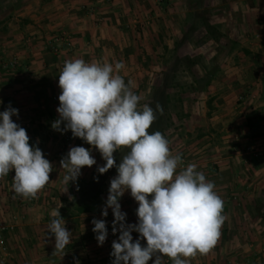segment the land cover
I'll use <instances>...</instances> for the list:
<instances>
[{
  "label": "rangeland",
  "instance_id": "374dc122",
  "mask_svg": "<svg viewBox=\"0 0 264 264\" xmlns=\"http://www.w3.org/2000/svg\"><path fill=\"white\" fill-rule=\"evenodd\" d=\"M32 1L0 0V80H2L0 82L4 83L5 80L19 85L22 83V78L24 81L29 82H27L29 84L28 88L20 89V86H18L19 88L7 92V97L3 98L5 93L0 95V100L3 102L0 103V112L4 111L9 103L13 108L18 109V117L13 116L12 119L26 129L30 137V144L37 145L43 151L45 157L53 164L54 170L50 173V182L37 194L36 198H23L14 193L12 188V180L15 175L14 170L10 171L7 178L0 183V223L12 227L9 233L3 235L2 246L5 250L0 247V264H30L29 261L31 259H39L38 262L35 261L36 263L34 262L33 264H39L42 261L41 264H55L54 258L56 255L60 256L59 258H63L62 261H58L59 263L72 264L70 261L77 257V251L82 250V240L87 241L88 239L92 240L94 246L88 249V255L92 259V264H97V262L102 260L107 261L108 264H112L113 257L110 255L112 251L111 245L114 240H118L119 232L115 235L112 232L114 216L111 208L108 209L107 217L102 216V209L108 196L110 180L117 175L116 168L113 167L107 173L100 174L97 169L106 162L102 159L98 150L92 149L91 154L96 159L97 164L91 168L84 167L75 183L70 182L69 185H65L63 183L65 173L60 168L61 158L67 154L72 146H83L85 148H90L91 146L80 138H73L71 131L62 134L60 131L53 130L51 126L59 118L56 111L59 107L58 96L61 93L58 80L60 71L64 66L61 60L59 62L56 60V56L73 52L74 45L72 38L65 31H59L58 33L50 32L48 34L46 30L48 37L46 45L50 53L48 62L56 64L58 62V64L48 67L47 72L44 71L45 68L41 70L38 67L35 69L30 68V71L27 73L28 75L25 76H23L25 72L20 68L30 65L31 58L19 55L17 51H19L22 45H25L24 48L28 49L25 52L29 55L31 53V43L35 40L25 39L23 43H21V40H17L15 42L17 46L12 45V38H10L9 34L18 30L10 24L11 19H18V15L22 9ZM150 1L151 5L149 3L145 5L141 1L138 4H134V6L128 2L125 3L123 8L118 4L121 16L117 17L118 22H115L113 19L110 21V23L114 24L113 30L121 34L129 33L136 35L138 32L151 31V25L153 24L158 26L155 32L159 37V41H156L158 53L154 56L152 55V57L146 55L143 58L141 67H124L119 74L123 76L126 84L128 81H132V90L141 97L140 106L148 104L154 110L157 104L162 106L163 113L156 112L157 119L153 122L149 132H161L169 140L172 154L181 155L183 164L178 168V171L190 163L195 165L204 163L206 167L204 169L212 171V168L216 166L214 163L216 159L213 158L215 154L210 150L213 147L206 145L208 142L211 144L212 140L210 139L214 140L216 137H213L214 130L210 125L206 126L205 122L209 123L208 119L211 118L214 105L209 99L200 105L204 101V97H208L206 96L208 86L217 77L220 72V66L225 65L229 61H231L230 65L233 62L236 64V62L240 61V65L258 67V70L260 68V71L255 70L251 74L254 76L252 77V81L260 78L262 76L261 70L264 69V53L248 52L246 54L243 52L244 50H241L242 55L239 60L236 53L233 54L231 50L228 51L226 48L229 45V41L234 45H243L248 40L260 42L261 35L258 29L253 23L251 24L248 21V16H245L246 21L242 20L244 19L242 13L244 14L246 11L242 12L240 6L237 5L238 3H247L251 0ZM112 2L113 0H105L104 3L108 6L107 4H111ZM138 6H142L141 10H139ZM97 8L94 3L89 5L86 8L87 14L94 16L96 25L100 23L104 25L105 22L95 12ZM116 8L117 5H115ZM144 11L146 12V16L144 15ZM142 12L143 19L141 22H138L139 18H137V15H140ZM133 20H135L134 23ZM206 21L215 28L216 33L219 35L218 40H214L206 34L204 26V22ZM168 22L172 23V28L168 27ZM170 31L175 34L171 35ZM230 35H233L232 39L228 38ZM29 38H32V36H29ZM170 39H174L171 42L173 50L172 48L169 49L167 44H165ZM236 39H244V41L240 42ZM216 49H220V52H217ZM186 58L192 63H186L184 60ZM236 58L238 61H235ZM152 61L156 63H150ZM216 65L219 67L211 82L205 90L199 92L193 83L194 75H203L205 71L214 68L213 66ZM252 86L248 84L247 87L244 86L243 90L236 91L235 106L237 110L241 109V104H246V97L252 94L257 98L262 95V99L264 100V89L258 94L255 89H252ZM15 95L17 101L13 99ZM240 97H243V100H240ZM199 115L201 118H199ZM250 115L258 122L263 120L260 118L264 117V111L252 110ZM63 127L64 125L61 124V128ZM204 137L205 139L203 140ZM260 142H264V138L259 142L252 143L260 144ZM126 152L127 149H120L114 153L117 164H119L122 155ZM241 154L245 158L247 157V159H255L251 158L245 150ZM261 158L264 157L257 159ZM66 187H68V192L63 193ZM258 188L260 189V187ZM69 196H72L74 199L70 200ZM233 197L231 201L234 203V207H241L244 201ZM249 201L255 208L264 205V200L260 198L253 197ZM249 201H246L245 204ZM81 204L93 206L94 208L88 212H76V208ZM120 204L121 210L127 214L126 223H137L136 209L138 204L131 197L130 192H125L120 199ZM32 208H41L45 212L43 215H40L39 212V219H34L36 220L35 224H42L45 227H48L54 218L51 215L52 212L59 210L61 216L66 221L65 227L72 232L71 237L77 236L81 241L80 243L77 242L80 248H72V244H69L63 253L53 254L55 237L48 239V245L50 246L33 248L30 247L31 244L28 246L29 236L28 234L24 236L18 233L17 229L19 226L16 222L21 221V223H24L25 219L29 218ZM93 218L106 220L108 235L102 246H98L95 238L96 234L93 231L88 234L87 238L80 233V231H85V227L92 226L91 229H93ZM79 227L82 230H79ZM43 229L46 230L48 228ZM43 229L41 228L42 232L45 231ZM36 232L34 231L35 235ZM18 234L21 236L20 239L27 244V248L30 247L31 251L28 249L26 252L24 249L20 251L19 249L13 250L11 248V239L15 237L19 239ZM131 234L133 239L139 238V233L132 232ZM80 237L82 238L80 239ZM141 243L142 245H146L145 240H142ZM12 250L15 251V255H13ZM166 260H168L167 263L165 262ZM163 262L164 264H173V261L166 256L163 258ZM77 264L80 263L77 262ZM86 264L91 263L88 262Z\"/></svg>",
  "mask_w": 264,
  "mask_h": 264
},
{
  "label": "clouds",
  "instance_id": "9594fccd",
  "mask_svg": "<svg viewBox=\"0 0 264 264\" xmlns=\"http://www.w3.org/2000/svg\"><path fill=\"white\" fill-rule=\"evenodd\" d=\"M124 67L122 61L89 63L75 58L64 62L58 80L59 118L51 126L62 134L71 131L73 138L91 147L72 146L61 158L63 183H75L84 167L96 165L91 152L98 150L106 163L97 171L104 174L113 167L117 171L102 209V216L107 217L111 208L112 232H119L111 245L112 264H148L153 257V264H164L165 256L173 264H190L191 258L207 255L215 246L226 219L224 202L214 182L197 171V165L190 163L178 171L183 164L181 155L172 154L161 132H149L156 112L162 114L163 108L159 104L155 110L148 104L140 106L141 97L132 90V81L126 84L119 74ZM18 114L10 103L0 112V179L14 170V193L36 198L50 182L54 166L37 145L30 144L26 129L12 119ZM120 149L127 152L117 164L114 153ZM67 192L68 187L63 193ZM125 192L138 204L135 224L126 223L127 214L121 210ZM51 215L48 233L55 237L53 254L63 253L72 232L59 210ZM92 224L98 246H102L108 235L106 220L93 218ZM132 232L139 233L135 241Z\"/></svg>",
  "mask_w": 264,
  "mask_h": 264
},
{
  "label": "crops",
  "instance_id": "0c3cea01",
  "mask_svg": "<svg viewBox=\"0 0 264 264\" xmlns=\"http://www.w3.org/2000/svg\"><path fill=\"white\" fill-rule=\"evenodd\" d=\"M141 1L145 5L147 3L151 5L150 0H113L111 4H107L108 6L104 3L105 0H33L22 9L18 15V19L12 18L10 22L18 30L9 34L10 38H12L13 46H17L15 43L17 40H21V43L25 42V39L35 40L31 43L32 47L29 55L26 53L28 49L24 48L25 45H22L19 51H17L19 55L31 58L30 65L20 68L25 72L23 76L28 75L27 73L30 71V68L35 69L38 67L39 70L45 68L44 71L47 72L48 67L56 64L48 62L50 53L47 50L46 40L48 38L47 33H58L59 31H65L70 35L74 50L73 52L56 56L58 62L61 60L64 64L66 60L81 58L89 63L114 64L117 61H122L125 67H141L143 58L146 55L152 57V55L154 56L158 53L156 41H159V37L155 33L158 26L153 24L151 25L152 32H138L135 35L129 33L121 34L113 30L114 24L110 23L111 19L118 22L117 17L121 16L118 4L123 8L125 3L130 2L134 6V4H138ZM93 3L98 7L95 12L105 22L104 25L103 23L96 25L94 16L87 14L86 8ZM115 5H117L116 9ZM237 5L240 6L242 12L246 11V13H242L244 18L242 20L246 21L245 16H248V21L251 24L253 23L258 29L261 40L260 42L248 40L243 45H234L229 41V45L226 47L227 50H231L233 54L236 53L238 59L241 57L243 50L246 54L248 52L263 54L264 0H251L247 3H238ZM138 7L141 10L142 6ZM123 14L125 13L123 12ZM145 14L146 12L144 11ZM137 18H139L138 22H141L143 12L137 15ZM134 22L135 20H133ZM165 23L167 24V22ZM168 27L172 28L171 22H168ZM46 30L48 31L47 33ZM170 33L171 35L175 34L172 31ZM239 35L241 36V34ZM29 36H32V38H29ZM232 36L230 35L228 38L232 39ZM173 40L170 39L165 43L172 50L173 45L171 46V42ZM239 41L243 42L244 39ZM216 51L220 52V49H216ZM238 51L239 53H237ZM237 58L235 61H238ZM150 63L156 62L152 61ZM230 63L231 61L220 66V72L207 88L206 96L208 97H204V101L200 103V105L204 104L205 100L209 99L214 105L211 118L208 119L209 123L205 122V124L206 126L210 125L215 132L213 137H216V139H210L212 140L211 144L208 142L206 146L213 147L210 150L215 154L213 158L216 159L214 161L216 166L212 168V171H207L204 169L206 168L204 163H198L197 165V171L203 172L208 181L214 182V190L224 202L222 214L226 216V219L220 228V236L215 246L207 255L198 254L196 257L191 258L190 264H264V205L255 208L249 201L253 197L264 200V158L247 159V157L245 158L241 154L249 143L259 142L264 138V117L260 118L263 120L257 122L250 115L252 110L264 111V100L262 99V95L257 98L252 94L253 98L250 97L251 95L246 97L247 102L245 101L246 104L240 105L242 106L241 109L237 110L235 106L236 91L243 90L244 86L247 87L248 84L253 85L252 89H255L258 94L264 89V69L261 70L262 76L252 81V77L254 76L251 74L255 70H258V67L243 66L239 64L240 61L236 62V64L233 62L230 65ZM258 71H260V68ZM27 82L22 78V83L18 85L17 83L4 80V83L0 82V95L5 93L3 97L5 98L7 97V92L19 88L18 86H20V89L28 88L29 82ZM13 99H17L16 95ZM199 118H201L200 115ZM5 178L7 176L0 179V183ZM232 197L244 201L243 205L241 207H234L235 205L231 201ZM246 201H249L247 203L249 205L245 204ZM39 212L40 215L45 214L41 208H32L29 218L27 217L24 223H21V221L16 222L19 226L17 229L18 233L24 236L28 234V246L31 244L30 247L32 248L50 246L48 245V239L54 237V235L47 233L48 229H43L48 227L38 223L35 224V221L39 219ZM91 227H85V231H80L81 235H85V238H87L88 234L92 232ZM41 228L45 231L42 232ZM79 230L82 229L80 228ZM34 231H37L36 235ZM19 234V239L16 237L11 239V248L13 250L19 249L20 251L24 249L27 252L28 249L30 250V247L27 248V244L20 239L21 236ZM71 238L70 244H72V248H80L77 245V242H81L78 237ZM133 240L135 241L136 239ZM82 242V250L77 251V257L70 261L72 264H77V262L80 264L88 262L92 264V259L88 255V249L94 247L92 240H82ZM13 250L12 253L15 255V251ZM59 257L55 256V264H62L58 261H62L63 258ZM154 259L155 257H153ZM38 260L31 259L29 263L33 264L35 261L38 262ZM153 260H150L151 262L149 261L148 263L153 264ZM104 261L97 262V264H108L107 261L105 263ZM165 262L167 263L168 260Z\"/></svg>",
  "mask_w": 264,
  "mask_h": 264
},
{
  "label": "trees",
  "instance_id": "16d2710c",
  "mask_svg": "<svg viewBox=\"0 0 264 264\" xmlns=\"http://www.w3.org/2000/svg\"><path fill=\"white\" fill-rule=\"evenodd\" d=\"M204 26H205V31H206V34L209 35V37H211L212 39L214 40H218V33H216V30L215 28L208 24V22H204ZM186 63H192L189 61V59H184ZM186 67H189V66H186ZM191 67V66H190ZM214 68L212 69H209L207 71H205V73L203 75H194V78H193V83L194 85L196 86V89L199 91V92H202L203 90H205V88L209 85V83L211 82V79L213 78L215 72L218 70V67L219 66H213ZM190 69V68H189ZM93 206H89V205H86V204H81L79 205V207H77V211L76 212H88V211H91L93 210Z\"/></svg>",
  "mask_w": 264,
  "mask_h": 264
},
{
  "label": "built area",
  "instance_id": "2783aa9c",
  "mask_svg": "<svg viewBox=\"0 0 264 264\" xmlns=\"http://www.w3.org/2000/svg\"><path fill=\"white\" fill-rule=\"evenodd\" d=\"M253 98V95L250 96ZM240 100H243V97H240ZM245 152L251 157V158H260L264 157V142H260V144L257 143H251L250 145L246 146ZM12 230V227L3 225L0 223V247L5 250L3 245V235L6 233H9V231Z\"/></svg>",
  "mask_w": 264,
  "mask_h": 264
}]
</instances>
